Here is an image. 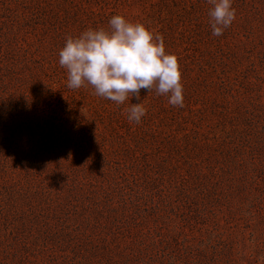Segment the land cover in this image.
Masks as SVG:
<instances>
[{
	"label": "rangeland",
	"instance_id": "374dc122",
	"mask_svg": "<svg viewBox=\"0 0 264 264\" xmlns=\"http://www.w3.org/2000/svg\"><path fill=\"white\" fill-rule=\"evenodd\" d=\"M232 6L216 37L208 0H0V264H264V0ZM115 14L178 58L182 108L67 87L66 38Z\"/></svg>",
	"mask_w": 264,
	"mask_h": 264
},
{
	"label": "clouds",
	"instance_id": "9594fccd",
	"mask_svg": "<svg viewBox=\"0 0 264 264\" xmlns=\"http://www.w3.org/2000/svg\"><path fill=\"white\" fill-rule=\"evenodd\" d=\"M211 34L222 36L236 18L233 0H208ZM109 27L89 28L66 38L59 50V65L67 70L70 89L86 83L95 94L121 105L141 90L167 96L169 105L184 106L182 74L178 58L165 51L162 37L144 24L115 14ZM141 103H133L127 118L139 124L146 115Z\"/></svg>",
	"mask_w": 264,
	"mask_h": 264
}]
</instances>
